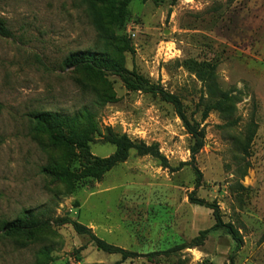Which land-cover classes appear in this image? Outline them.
I'll list each match as a JSON object with an SVG mask.
<instances>
[{
  "label": "rangeland",
  "instance_id": "obj_1",
  "mask_svg": "<svg viewBox=\"0 0 264 264\" xmlns=\"http://www.w3.org/2000/svg\"><path fill=\"white\" fill-rule=\"evenodd\" d=\"M0 20L11 33L0 37V264H264L261 0H0ZM79 52L106 62L66 68ZM191 62L216 66L218 99ZM111 63L144 90H128ZM160 89L204 132L197 188L191 137ZM40 112L70 120L62 136L36 123ZM114 136L165 165L131 150L100 181L86 177L85 156L111 157ZM215 209L239 249L211 230ZM28 216L46 225L3 230ZM73 224L134 257L97 250Z\"/></svg>",
  "mask_w": 264,
  "mask_h": 264
},
{
  "label": "trees",
  "instance_id": "obj_2",
  "mask_svg": "<svg viewBox=\"0 0 264 264\" xmlns=\"http://www.w3.org/2000/svg\"><path fill=\"white\" fill-rule=\"evenodd\" d=\"M176 1V0H173ZM264 5V0H261ZM0 37L10 38L11 33L6 28L5 23L0 20ZM106 61L101 57V55H95L92 53H75L67 56L63 65L69 69H92L102 66L101 64ZM111 72L119 76L126 88L130 91H141L144 90V85L147 84L141 77L133 74L127 73L124 71L121 64H110ZM189 68L194 72L198 80L203 83L207 90L208 94L213 99L219 98V90L216 86L215 80V70L216 66L210 63H195L191 62ZM161 100L166 103H169L173 106L176 115L182 123L183 128L186 130L187 134L191 137L192 145L190 149L191 162L190 165L193 167L195 175V187H199L201 181V173L194 167V158L198 154L199 150L203 146V137L204 132L202 129L198 128V124L188 119L180 100L177 96L166 93L164 90L160 89L157 91ZM208 111H205L202 115V120L207 116ZM32 118L36 121L38 125L43 127L45 130L55 133L59 136H62V127L68 125L70 120L58 113L51 112H40L34 113ZM112 144L115 146L114 154L106 159L91 158L85 156L82 161L83 164V174L96 181H100L102 177L110 171L116 165L123 163L128 158L129 151L135 150V152L140 155H152L153 157L161 160L165 165V160L154 151L151 147H147L143 143H135L130 141L125 136H114L112 137ZM189 200L194 205L201 206L202 202L194 197V193L189 195ZM215 224L211 230H223L230 238L235 242L236 249L240 247V239L238 237L237 231L233 229L231 225H222L220 217L218 215L217 209L212 213ZM46 225L45 221H38L33 216H28L25 220H16L11 223H5L2 225L5 233L18 232L23 230H29L37 227ZM74 231L81 236H87L88 239L94 244L95 248L103 253L107 254H117L121 256V261H124L128 258L134 257L132 253L126 252L120 248L112 247L105 244L102 240L98 239L90 230L86 229L80 224H73ZM208 230L200 233V237H205L208 233ZM120 264V262L116 263ZM230 264H233L232 259H230Z\"/></svg>",
  "mask_w": 264,
  "mask_h": 264
}]
</instances>
